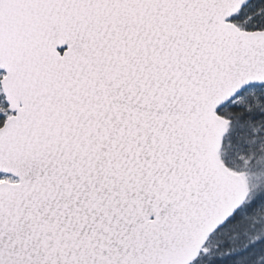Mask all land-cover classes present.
I'll return each mask as SVG.
<instances>
[{"label": "snow or ice", "instance_id": "obj_1", "mask_svg": "<svg viewBox=\"0 0 264 264\" xmlns=\"http://www.w3.org/2000/svg\"><path fill=\"white\" fill-rule=\"evenodd\" d=\"M0 264H264V0H0Z\"/></svg>", "mask_w": 264, "mask_h": 264}]
</instances>
